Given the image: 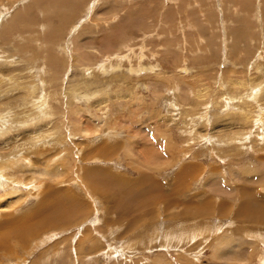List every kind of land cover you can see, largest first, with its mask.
<instances>
[{
	"label": "rangeland",
	"instance_id": "rangeland-1",
	"mask_svg": "<svg viewBox=\"0 0 264 264\" xmlns=\"http://www.w3.org/2000/svg\"><path fill=\"white\" fill-rule=\"evenodd\" d=\"M261 113L264 0H0V264H264Z\"/></svg>",
	"mask_w": 264,
	"mask_h": 264
},
{
	"label": "bare ground",
	"instance_id": "bare-ground-1",
	"mask_svg": "<svg viewBox=\"0 0 264 264\" xmlns=\"http://www.w3.org/2000/svg\"><path fill=\"white\" fill-rule=\"evenodd\" d=\"M99 1V0H98ZM101 1V0H100ZM96 4V3H95ZM94 4V5H95ZM93 9V8H92ZM90 11V10H89ZM85 12V11H84ZM91 13V12H90ZM89 15V14H88ZM79 17H81V16H79ZM87 19V18H86ZM81 20V19H80ZM79 20V22L81 23V21ZM87 20H89V19H87ZM112 20H114V19H112ZM110 22V20H105L104 21V24L105 25H108V23ZM112 22V21H111ZM79 25V24H78ZM74 28V27H73ZM79 29V28H78ZM72 33V32H71ZM74 34V33H73ZM73 34L71 35L72 37H73ZM40 36V35H39ZM70 36V37H71ZM76 36V35H75ZM71 37V38H72ZM67 40V39H66ZM129 44V43H128ZM208 50V49H207ZM190 53V52H189ZM131 56V55H130ZM118 58V57H117ZM226 58V57H225ZM74 59V58H73ZM259 61V60H258ZM260 62V61H259ZM101 63H103V62H101ZM224 63V62H223ZM65 64V63H64ZM117 64V63H116ZM119 64V63H118ZM139 64V63H138ZM97 65H100L99 63L97 64ZM109 65V64H108ZM258 65H259V63H258ZM100 67V66H99ZM101 67H102V69H104L105 68V66H104V64H101ZM107 67V66H106ZM114 67H115V65H114ZM111 67H109V69H110ZM132 69H133V67H131ZM130 68V69H131ZM141 68V67H140ZM81 70V69H80ZM89 70H91V69H89ZM100 70V69H99ZM108 70V69H107ZM115 70V69H114ZM255 70H258V69H255ZM85 71V70H84ZM97 71V70H96ZM95 71V72H96ZM134 71V70H133ZM86 72V71H85ZM94 72V73H95ZM100 72V71H99ZM236 72V71H235ZM216 73V72H215ZM90 74V73H89ZM47 76V75H46ZM248 79V78H247ZM249 80V79H248ZM247 80V81H248ZM78 82V81H77ZM226 83V82H225ZM224 83V84H225ZM239 83V82H238ZM245 84V83H244ZM242 85V84H241ZM257 85V84H256ZM259 87V86H258ZM251 88V87H250ZM257 88V87H256ZM254 89V88H253ZM252 89V90H253ZM45 90V89H44ZM72 90V89H71ZM82 90V89H81ZM78 91V90H77ZM98 91V90H97ZM256 91V90H255ZM80 92V91H79ZM96 92V91H95ZM253 92V91H252ZM72 93V92H71ZM107 94V93H106ZM254 94V93H253ZM255 94H257L256 92H255ZM71 95V94H70ZM104 95V94H103ZM234 95V94H233ZM136 96H139V95H136ZM226 96V95H225ZM255 95H252V100H253V97H254ZM256 96H258V94L256 95ZM40 97H41V101H42V103H43V100L45 99L44 98V95L43 94H41L40 95ZM47 97H48V95H47ZM72 97H74L73 95H72ZM71 97V98H72ZM110 97V96H109ZM230 97V96H229ZM48 99V98H47ZM73 100H74V98H72ZM71 99V100H72ZM137 99H139V98H137ZM251 99V98H250ZM256 99H257V97H256ZM132 100V99H131ZM135 100V99H134ZM227 100H228V98H227ZM243 100V99H242ZM255 100V99H254ZM38 101V100H37ZM37 101H35V103L37 104V103H39V102H37ZM45 101V100H44ZM76 101V100H75ZM74 101V102H75ZM81 101V100H80ZM33 102V101H32ZM47 102V101H46ZM135 102H138V100H135ZM228 102V101H227ZM231 101H229L228 103H230ZM42 103H41V105H42ZM45 103V102H44ZM139 103V102H138ZM227 103V104H228ZM83 105H86V104H83ZM38 106H40V105H38ZM83 107V106H82ZM241 107V106H240ZM79 108H80V106H79ZM257 110H259L258 108H257ZM248 111V110H247ZM251 111V110H250ZM76 112H78V111H76ZM39 113V112H38ZM255 113V112H254ZM260 113V112H259ZM259 113H258V115H259ZM42 115V114H41ZM257 115V116H258ZM90 116V115H89ZM92 117V119L94 118V116H91ZM101 117V116H100ZM261 117H262V113H261ZM260 117V118H261ZM29 118V117H28ZM89 118V117H88ZM205 118V117H204ZM208 118V117H207ZM254 118V117H253ZM259 118V117H258ZM262 118H264V117H262ZM89 120V119H88ZM151 120V119H150ZM263 121V120H262ZM45 122V121H44ZM93 122H94V124H95V128L97 129V126H100L99 125V123H104V121H103V119H101L100 120V122H99V120H98V118L97 119H93ZM152 122V121H151ZM253 122V121H252ZM263 123V122H262ZM259 124V123H258ZM2 125H4V124H2ZM80 125V124H79ZM84 125V123H82V126H80V129H81V133H83V134H87L88 133V131H90L88 128H86L85 126H83ZM58 126V125H57ZM56 126V127H57ZM1 129H2V126L0 127ZM94 128V129H95ZM0 129V130H1ZM88 129V130H87ZM260 129V128H259ZM42 131V130H41ZM48 131V130H47ZM94 132V131H93ZM89 135V134H88ZM39 137H40V135H39ZM70 137V136H69ZM85 137V136H84ZM67 138V137H66ZM64 139V138H63ZM208 139V138H207ZM57 141H59V140H57ZM63 142V141H62ZM62 144V143H61ZM67 151V150H66ZM66 151L64 152V150H63V152L64 153H66ZM57 153V152H56ZM7 155V154H6ZM4 156V159L2 160V161H0V169L3 167V165H2V162L4 161V162H6V161H10V158H8L7 156ZM14 155H17V154H14ZM20 155V154H19ZM58 156V155H57ZM56 156V157H57ZM61 157V153H60V156H59V158ZM58 159V158H57ZM62 160V159H61ZM64 160V159H63ZM3 162V163H4ZM61 163H62V161H61ZM64 163H66V160L62 163V164H64ZM56 164H57V162H56ZM60 163L58 162V165H59ZM69 164V163H68ZM142 164V163H141ZM150 165H152V164H150ZM152 166H157V165H152ZM58 167H60V165L58 166ZM145 167V166H144ZM70 168V167H69ZM147 168V167H146ZM230 168V167H229ZM3 169V168H2ZM141 169H143V167L141 168ZM140 169V170H141ZM64 171V170H63ZM233 171V170H232ZM143 175V174H142ZM216 177V176H215ZM86 178V177H85ZM212 178V176H211V173H210V176L208 177V180H210ZM212 180V179H211ZM45 184V183H44ZM43 186V185H42ZM39 188V187H38ZM28 189V188H27ZM29 189H31V188H29ZM36 190V189H35ZM97 190V189H96ZM36 192V191H35ZM16 194L18 195V198H17V201H19L20 199H24L25 198V194L26 193H24V191L22 190V189H19V190H17V191H8L5 195H0V208H1V210H4V209H6V208H8V206H6V204H8V203H10L11 202V200H13L14 199V197L16 196ZM115 194V193H114ZM27 197V196H26ZM47 199V198H46ZM21 201V200H20ZM42 201H44V198H42V200H41V202ZM173 201V200H172ZM251 201V200H250ZM171 202V201H170ZM23 203V202H22ZM53 203V202H52ZM167 203V202H166ZM21 204V203H20ZM48 204V203H47ZM57 204H58V202H57ZM46 205V204H45ZM222 205V204H221ZM51 206H52V204H51ZM241 206V205H240ZM248 208V207H247ZM221 210V209H220ZM182 212V211H181ZM212 212V211H211ZM180 213V212H179ZM242 213V212H241ZM246 213V212H245ZM184 214V213H183ZM192 214H194V213H192ZM179 215V214H178ZM241 215V214H240ZM235 216V215H234ZM241 216H243V215H241ZM247 216V215H246ZM56 217V216H55ZM207 217V216H206ZM236 217V216H235ZM249 217V216H248ZM183 218V217H182ZM247 218V217H246ZM172 219V218H171ZM185 219V218H184ZM59 220V219H58ZM221 223V222H220ZM217 225V224H216ZM209 227V226H208ZM212 228V227H211ZM215 230H217V229H215ZM192 231V230H191ZM204 231V230H203ZM191 233V235L188 237V235ZM203 233V232H202ZM205 234V233H204ZM198 235V233L196 232V231H192V232H187V233H183L182 235H180L178 238H176V240H178L179 242H181V240L183 239V237H185V238H187V244L189 243V242H191V243H193L194 242V238L196 237ZM259 235V234H258ZM253 237V236H252ZM184 238V239H185ZM255 238V237H254ZM244 240H242V241H244L245 242V239L246 238H243ZM252 239V238H251ZM198 240V239H197ZM239 240V241H238ZM264 240V237H260L259 239H258V237H257V239H252V241H249V242H251L252 244H257L258 242L257 241H259V246H260V241H263ZM177 241V242H178ZM240 238L239 237H235V236H233V235H228V234H226V235H224L223 237H219V239H218V241L215 243V245L213 246V251H212V256L214 257V258H219V255L221 254V253H224V252H227V251H230V250H232L233 249V251H232V253L234 254V256L237 254V252H238V250H240V247H241V245H242V243H241V245H240ZM190 243V244H191ZM246 243V242H245ZM179 244V243H178ZM181 244H182V242H181ZM263 244V243H262ZM166 245H168V244H164V246H166ZM264 245V244H263ZM181 246V245H180ZM169 247V246H168ZM165 248V247H164ZM251 248V250L254 248V247H250ZM168 249V248H167ZM243 249V248H242ZM246 249V248H245ZM166 250V249H165ZM255 251V250H254ZM253 251V252H254ZM261 251H263V253L261 254V257L263 256V259H264V250H263V247H261ZM231 253V254H232ZM103 254V253H102ZM257 254V253H256ZM211 256V257H212ZM237 256V255H236ZM257 257V256H256ZM260 257V256H259ZM260 257V258H261ZM164 258V257H163ZM213 258V259H214ZM232 258V257H231ZM259 258V259H260ZM234 259V258H233ZM262 259V258H261ZM81 261H83V260H81ZM229 261V260H228ZM235 261V260H234ZM161 262H164L163 260H162V258L160 257V258H158V257H156L155 258V263H157V264H161ZM197 262V261H196ZM226 262V261H225ZM231 262V261H230ZM82 263V262H81ZM170 263V262H169ZM237 263H239V262H237ZM152 264V263H151Z\"/></svg>",
	"mask_w": 264,
	"mask_h": 264
}]
</instances>
